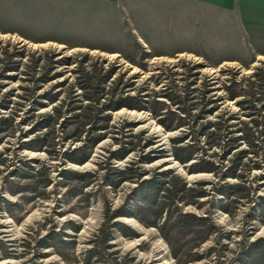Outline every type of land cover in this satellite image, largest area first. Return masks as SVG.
Listing matches in <instances>:
<instances>
[{
	"label": "rangeland",
	"instance_id": "rangeland-1",
	"mask_svg": "<svg viewBox=\"0 0 264 264\" xmlns=\"http://www.w3.org/2000/svg\"><path fill=\"white\" fill-rule=\"evenodd\" d=\"M256 8L196 0H0V264H250L245 252L264 239V89L249 95L241 88L264 82V14ZM86 71L105 80L98 105L140 94L148 106L104 105L83 126L81 114L94 101L82 85ZM155 99L167 103L158 115L149 107ZM170 109L190 124L166 128L161 119ZM49 114L52 127H38ZM211 121H223V138L240 137L241 127L253 124L262 145L241 138L230 147L216 144L198 132ZM51 128L54 138L46 135ZM43 136L48 147L29 145ZM194 141L199 152L185 163L177 159L174 145ZM122 147L128 150L118 158ZM72 150L86 159L72 160ZM244 150L237 170L244 177L228 176ZM202 156L220 164L219 174L189 171ZM127 168L119 179L117 169ZM171 176L208 194L197 203L178 201L176 180L179 207L161 194L170 207L160 224L171 211L208 216L218 228L206 240L188 235L170 243L140 219L141 183ZM226 183L246 184L250 193L221 194ZM4 199L15 203L12 213ZM100 229L111 239L96 244ZM54 232L69 244L51 243Z\"/></svg>",
	"mask_w": 264,
	"mask_h": 264
},
{
	"label": "trees",
	"instance_id": "trees-1",
	"mask_svg": "<svg viewBox=\"0 0 264 264\" xmlns=\"http://www.w3.org/2000/svg\"><path fill=\"white\" fill-rule=\"evenodd\" d=\"M55 56V55H54ZM53 58V55L52 57ZM82 62H85V60H82ZM83 72L85 71V68H82ZM114 70V68L110 69L107 72L108 74H111V72ZM95 76L90 73L89 71L85 72V76L83 77V82L82 85L86 90V96L93 99V102H90V104H88L86 107L89 108V113H82L81 115H84L87 119L83 120L82 119V124L83 126H85L90 120H88L89 118H91V114L94 112L93 114V119H95L97 116H99L100 112L102 111V109H104V105H105V109L107 108H112V107H119L122 105H128V106H132V107H138V108H144L148 105H146V100L144 98H142V96L139 95H129V96H125L122 98H114L111 97L108 101L106 102H102V104L98 105V102H100V98L102 96V94H104L105 91V85L103 84L105 82V80H101L102 77L98 76L97 79L94 78ZM261 80V79H260ZM235 85H231L228 86L230 88V90H232L231 95L232 96H236L239 94V91H236L237 88L234 87ZM264 89V82L262 80L261 81H256V80H252L248 82V87H241L243 88L242 91L244 93H247L249 95H254V93L256 92V90L258 88ZM234 87V88H233ZM35 88V87H34ZM258 92V91H257ZM174 100H177L180 98V95H170ZM255 97V96H254ZM54 98V97H53ZM257 99L254 98V100ZM249 104H252L250 102H252L253 100L251 99V97L249 99H247ZM154 106H149L151 108V110L156 113L158 115V110L165 108V106L167 105V103L165 101H160L159 99H155L154 100ZM250 106H255V104L253 103ZM203 110H207V108H201ZM213 110V108H211ZM58 110V109H57ZM186 112L188 111V113H190V109L187 107L185 108ZM207 112V111H206ZM170 116L166 119H161L162 123L166 126V128L172 129V128H178L180 126H183L184 124H190L189 121H186V118L183 117V115L178 114L177 112H175L174 110L170 109L169 111ZM52 116V114H49V116L47 117V119L43 120L41 122L38 123V127H52L53 123H55V120ZM101 117V116H100ZM105 118L109 119V115H107ZM8 118H4V120H7ZM92 119V120H93ZM79 120V119H78ZM214 126L215 128L207 131L208 128ZM223 121H211L209 123L206 124H202L200 127H198V132L199 134H204L205 136L208 137V139H213V142H215L216 140V144H222L221 141H223V144L226 143L227 145L230 146H234L236 139L241 138V139H245L250 146L254 147L256 145H262V143L259 140V132H257L258 130H256L255 128H253V124L252 125H247V126H242L241 130H243L242 135H240V137L234 136V137H227V138H223V132L222 130H224L225 128L223 127L224 124H222ZM257 124H259L257 122ZM262 124V123H261ZM258 126V125H257ZM92 128H89V131ZM79 131V135L77 137L81 136L82 133V128L78 130ZM55 132L54 128H51L49 131L46 132V135H51L50 138H54L53 133ZM98 140L100 139V136H94V139ZM264 138V137H263ZM182 140H184L183 137H179V138H174L175 142H181ZM199 139L195 140L196 143L198 142ZM264 140V139H263ZM195 141L192 143H186V144H175L174 145V154L176 156L177 159H179L181 162H188L190 159H192V157L199 152V148L200 145L197 146L195 145ZM51 144V141H49V139H47L46 136L43 137H39L38 140H33L30 142V146L33 148H43V147H48V145ZM125 150H128V148L126 147H122L121 149L118 150V152H115L114 155L116 157H123L125 155ZM70 153H74V150H72V152ZM76 155L75 158H73L74 156L72 155ZM74 154H70V158L72 160L78 161V162H83L87 156H81L80 158L78 157V153L75 152ZM257 154V152H256ZM247 157L246 155V150H244V152L240 153L239 155H237L236 159H235V165L233 167V169L229 172L230 174L228 176H232V177H244L242 176V174H237V170L243 168L242 167V161L243 158ZM220 164H217V162H215L214 160L211 159H207L204 158L203 156L201 157L200 161L198 162V164H193L190 166L189 171L190 172H194V171H201V170H206V171H213L216 174H219L220 172ZM113 170L116 168H112ZM129 168H127L126 170H122V169H117V173L119 174L120 177L119 179H123L124 175L127 173ZM67 176L70 175H74V176H78L81 177L83 176V174H80L79 172L76 171H66ZM222 174V173H221ZM66 176V177H67ZM221 176V175H220ZM227 176V177H228ZM179 181V183H181L180 186V191H182V195L179 196V198L177 199L178 201H184V202H193V203H197L199 200V197H203L205 195H207L208 193L206 192V190L203 189H198L195 187H187V182H185V180L180 177V176H171L168 181L165 179L164 181H160V180H151L145 183H141L142 185V192H143V205L139 206V210L142 211L143 213V217L140 216V219L142 220V222H144L146 225L148 226H157L161 229L162 233H164L165 238L170 242L173 243V240L176 238H180L183 236H188L191 235L193 237L194 240H201L204 241L207 238H209L212 233L218 228L216 226V224L214 223V221H212V219L208 216L204 217V216H198L194 213H183V212H179L177 216H174V211L168 212L167 217H165V220L162 224H160L161 218L163 217V212L164 209L169 208L170 204H167L164 202L165 200H169V201H173L172 203L175 204L174 200V192L179 191V190H175V182ZM121 180H119L120 182ZM167 181V182H166ZM111 183L113 185L116 184V181L112 180ZM83 187V186H82ZM81 187V189H82ZM29 189H31L30 187H28ZM27 189V188H26ZM33 189V188H32ZM237 189H241L243 191H246L248 193H250V186L240 183V184H231V183H226L224 185H222V188H219V192L221 194H225V195H232L233 193L237 192ZM14 192V191H13ZM163 192V193H161ZM16 193V192H14ZM186 193V194H185ZM164 194L163 200L160 199L162 198L160 195ZM189 195V197H191V199H186L185 196ZM248 195V194H246ZM241 197H248V196H241ZM262 199V203L264 204V197H261ZM4 201L7 204L8 210L10 213H12V206H15V203L4 199ZM239 201V199L236 198V202ZM176 208H178L179 206L177 204H175ZM159 206L161 207V210L159 208ZM159 208V209H158ZM120 213V212H119ZM114 214L116 215L117 212H114ZM146 214V215H145ZM150 215H152L153 218L150 219ZM114 216H110L108 218L107 223H109L110 219H113ZM106 223V222H105ZM107 223L105 225H107ZM118 226H120V229L122 230V232L129 234L130 233V228L123 224V223H116ZM129 230V231H128ZM99 232H102L104 234V236H100ZM98 232L97 235H95L96 240H93L96 244L99 240V237H102V241L103 242H108L110 238V232L105 234L104 229H100V231ZM134 232H131V235ZM58 235V236H57ZM130 235V234H129ZM53 236V240L51 243H54V245H60V244H69L68 242L64 241L63 238L61 237V235L59 233H55ZM46 244H48V242L46 241V239H43L41 242V246H46ZM63 245V246H64ZM94 251V250H93ZM249 259V263L250 264H264V239H259L257 241H254L253 243H251L250 249L248 251L245 252ZM93 254V252L91 253V255ZM174 255L176 257L179 256V252L176 250L174 251Z\"/></svg>",
	"mask_w": 264,
	"mask_h": 264
},
{
	"label": "crops",
	"instance_id": "crops-1",
	"mask_svg": "<svg viewBox=\"0 0 264 264\" xmlns=\"http://www.w3.org/2000/svg\"><path fill=\"white\" fill-rule=\"evenodd\" d=\"M196 1H202V2H209L217 5H225V6H236L239 5L241 7V10L248 8V5L251 2V5L254 7L261 8L260 11L264 14V0H196ZM243 16V14H242ZM246 22V20H244Z\"/></svg>",
	"mask_w": 264,
	"mask_h": 264
}]
</instances>
